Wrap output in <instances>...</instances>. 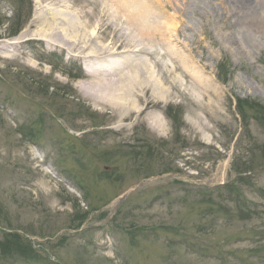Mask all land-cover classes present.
I'll use <instances>...</instances> for the list:
<instances>
[{
    "label": "rangeland",
    "instance_id": "374dc122",
    "mask_svg": "<svg viewBox=\"0 0 264 264\" xmlns=\"http://www.w3.org/2000/svg\"><path fill=\"white\" fill-rule=\"evenodd\" d=\"M54 2L0 0V264H264V27L162 0L174 58L115 22L166 88L142 81L151 107L121 121L79 90L107 61L48 39ZM95 18L79 44L110 42Z\"/></svg>",
    "mask_w": 264,
    "mask_h": 264
},
{
    "label": "bare ground",
    "instance_id": "6f19581e",
    "mask_svg": "<svg viewBox=\"0 0 264 264\" xmlns=\"http://www.w3.org/2000/svg\"><path fill=\"white\" fill-rule=\"evenodd\" d=\"M56 8L51 7L48 13L45 15L44 20H48L51 27V37L48 39L58 41H64L69 51H74L78 55L86 54L87 58H91L94 61H107L100 68L102 73L97 78L96 86L88 90V87L79 85V90L83 93L88 92L95 94L99 99H95L94 103L99 106V100H109L111 104L109 106L118 108L122 111L121 121H125L132 114H141L144 110L151 107V101H144L145 109L138 94L133 92L138 89V85L143 90H146V84L148 80L155 83L158 87L166 88L162 85L161 80L155 79L151 69L145 68L139 60L135 59L134 55L138 52H143L144 48H138L135 50L132 46L125 44V42L117 37V27L115 22L119 20L123 23H127L131 27V31L134 34V38H139L141 41L151 42L161 40L160 43L165 44L169 50V55L179 58V50L174 45L167 44L165 39L167 38V32L169 33V20L171 15L167 14L165 10L170 5L163 6L162 0H54ZM262 1V0H261ZM222 3H227L232 7L235 15L241 20V23L246 27H250L255 32H259L264 27V21L262 19V11L259 6V0H221ZM78 6V7H76ZM91 17H96L95 20L99 23V27L102 28V33L106 30H111V40L108 44H96L86 47L79 44L77 40L85 37L86 39L92 36L94 32H97V27L88 31V26L85 20ZM173 18H171L172 20ZM103 21L112 23L104 24ZM44 22V21H43ZM45 25L48 26L46 22ZM101 25V26H100ZM110 26L112 29H110ZM99 28V29H100ZM83 30V31H82ZM80 38L81 32H85ZM69 33V34H68ZM90 33V34H89ZM99 34V33H98ZM99 39L102 38L98 35ZM79 38V39H78ZM163 39V40H162ZM229 41V39H228ZM156 42V41H155ZM234 42V41H233ZM87 44V43H86ZM88 45V44H87ZM3 49L6 45H2ZM66 48V47H65ZM67 49V48H66ZM148 51V48H146ZM85 56V55H84ZM180 66V65H178ZM90 68V67H89ZM119 70V72H117ZM117 74L119 75H116ZM89 75L92 76L90 71ZM190 76L193 80L198 78L192 73ZM103 76V77H101ZM115 76V77H114ZM99 82V83H97ZM145 84V85H143ZM128 97H126V95ZM137 97V98H135ZM142 106L143 108H138ZM101 108H104L101 106ZM111 118L115 116L113 109L111 110ZM138 118V117H137ZM154 129L162 127L161 122L152 124Z\"/></svg>",
    "mask_w": 264,
    "mask_h": 264
},
{
    "label": "trees",
    "instance_id": "16d2710c",
    "mask_svg": "<svg viewBox=\"0 0 264 264\" xmlns=\"http://www.w3.org/2000/svg\"><path fill=\"white\" fill-rule=\"evenodd\" d=\"M19 250V248L18 249H16V251H18ZM29 249H22V251L23 252H27ZM18 252H20V251H18ZM25 254V253H24Z\"/></svg>",
    "mask_w": 264,
    "mask_h": 264
}]
</instances>
